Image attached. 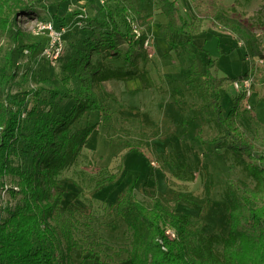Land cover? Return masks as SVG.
Returning a JSON list of instances; mask_svg holds the SVG:
<instances>
[{
  "label": "rangeland",
  "instance_id": "obj_1",
  "mask_svg": "<svg viewBox=\"0 0 264 264\" xmlns=\"http://www.w3.org/2000/svg\"><path fill=\"white\" fill-rule=\"evenodd\" d=\"M102 1L23 0L29 8L28 13L14 14L9 29L0 25V71L7 70L12 75L6 92L15 95L38 90L46 95L50 88L59 89L60 58L71 45H81L91 34L94 19L105 6L112 10L120 29L134 39L135 28L146 32L150 30L149 26L153 27V20L149 22V19L160 15V11L168 12L159 0H147L141 3L142 11L127 14L122 13L113 0L105 4ZM170 1H175L177 14L167 13V24L180 25L181 18L199 24L201 19L220 11L245 25L264 52V0H236L225 10L213 0ZM191 1L198 5L196 10L192 9ZM146 4L153 14L149 13ZM129 16L133 24L128 21ZM164 25L154 26L155 33L153 30L146 32L152 44L144 50L145 59L138 63L149 79L150 88H145L139 79L107 82L104 89L116 100H110L108 109L103 112L86 113L72 127L73 131L94 127V131L77 164L59 177L58 190L64 193L63 209H78L93 218L91 239H97L94 244H89L92 240L87 241L85 249L88 248L83 252L74 249L69 253L75 264H129L124 250L130 244L131 234L119 220L115 206L119 194L131 184L137 188L139 200L149 201L146 191L154 192L184 222L195 223V229L206 235L227 236L229 217L223 195L226 184L230 180L252 183L235 164L232 154L226 155L224 140L209 115L207 102L191 90L189 56L179 47L180 40L185 38L176 31L171 40L178 48L171 45L168 48ZM224 31L231 35L232 50L238 48L244 52L248 45L244 33L230 28ZM154 34L165 48H160ZM120 48L121 59H109L102 52L94 53L92 61L128 69L124 57L130 46L122 44ZM204 60L205 56H202L199 63ZM222 63L225 64L220 68L222 74L214 72L217 81L221 80L219 76L232 79L247 72L254 79L249 102L252 110L248 111L241 103L236 125L258 152L264 153V61L247 57L244 52L243 57L237 60L227 57ZM72 87L77 88V84L73 83ZM172 88L183 90L185 97L175 101L170 94ZM220 94L227 116L239 95L229 80L221 84ZM73 106L72 100L60 101L55 117L60 119ZM20 147L23 150V146ZM178 157L184 167V177L175 176L181 167ZM31 163V155L21 153L22 167L27 168ZM203 166H207L214 177L210 205L200 206L181 200V194L203 196ZM117 172L120 175L114 182L100 188L96 186L102 178ZM186 175H192L194 179L189 180ZM144 182L146 184L141 187ZM3 183L6 186L0 184V213L6 216L4 210L13 208L20 198L12 197L7 190L15 185L12 178L4 179Z\"/></svg>",
  "mask_w": 264,
  "mask_h": 264
},
{
  "label": "trees",
  "instance_id": "obj_2",
  "mask_svg": "<svg viewBox=\"0 0 264 264\" xmlns=\"http://www.w3.org/2000/svg\"><path fill=\"white\" fill-rule=\"evenodd\" d=\"M113 1L127 14L142 11L141 3L147 0ZM159 1L168 14H177L175 1ZM28 11L23 0H0V25L9 29L14 14ZM205 20L244 33L248 44L244 48L245 56L264 61V52L245 25L220 11L201 19L199 24L181 18L180 25L169 23L164 31L173 48H178L171 40L176 31L188 36L179 47L189 56L191 90L207 102L209 115L224 140L226 155L232 154L235 164L252 183L230 180L226 184L223 195L229 217L227 236L206 235L195 229V223L184 222L154 192L146 191L149 201L139 200L131 184L119 194L115 206L119 220L131 234L130 244L124 250L129 264H264V153H259L236 125L244 97L239 95L225 116L220 94L223 82L232 83L251 74L217 81L211 71L215 64L212 60L204 72L199 70L189 45L192 37L201 32ZM94 24L82 44L71 45L60 58L59 89L50 88L46 95L38 90L12 95L6 92L12 75L7 70L0 71V184L6 186L3 180L12 178L15 185L7 190L12 197L20 198L13 208L4 210L6 216L0 213V264H75L69 253L74 249L83 252L88 248L85 249L87 241L92 240L89 244L97 241L91 239L93 218L78 209H63L64 193L58 190L59 177L77 164L94 131V127L77 131L72 127L86 113L103 112L110 100H116L104 89L105 83L139 79L148 89L150 82L138 65L146 57L143 44L148 35L144 33L136 40L124 33L108 6L98 12ZM122 44L130 46L124 57L128 69L92 61L94 53L102 52L109 59H121ZM73 83L77 88L72 87ZM170 94L175 101L185 97L179 88L170 89ZM63 100L74 101V106L59 119L54 112ZM21 153L32 157L27 168L20 164ZM178 161L181 167L175 176L184 177L180 158ZM119 175L120 172L107 175L96 186L112 183ZM186 176L194 179L192 175ZM202 179V197L181 194L180 199L200 206L210 205L215 183L207 166L202 167Z\"/></svg>",
  "mask_w": 264,
  "mask_h": 264
},
{
  "label": "crops",
  "instance_id": "obj_3",
  "mask_svg": "<svg viewBox=\"0 0 264 264\" xmlns=\"http://www.w3.org/2000/svg\"><path fill=\"white\" fill-rule=\"evenodd\" d=\"M155 2H157L156 0H154ZM211 1V0H209ZM218 2L219 6L223 7V10H225L226 8H228L232 2L234 3L236 0H213ZM149 4H146V8L149 11L150 14L151 13V9L150 7H148ZM191 6L192 9L196 10V7H198V5H194L193 1H191ZM196 6V7H195ZM152 7V9L155 11L156 8ZM168 13V12H167ZM167 13L165 12H161L160 11V15H155V17H152L151 19H149V22L153 20L152 22V26H149L150 30L147 29V33L149 31L154 32L155 28L154 26H158L161 27L162 24L164 25V29L168 26V24L166 23V16ZM149 14V15H150ZM187 21H190L189 19H187ZM211 24V22L209 20H205L202 23V27H201V32L199 34H196L192 37L191 43L189 45L190 50L193 52V58L195 59V61L197 62L198 68L200 71L204 72L207 65L209 64V62L212 60L215 62L214 66L211 68V71L213 72H217V73H221L220 72V68H222L225 64H223V60L226 61L227 57H231V59H239L241 58V56L243 57L244 52H242V49H238L235 48V50H232V40H231V35L224 31L225 29H222L220 26H216V25H209V23ZM207 24V25H206ZM216 24H218V22L216 21ZM157 31V30H155ZM155 33V32H154ZM150 36V35H149ZM182 36L185 38V40H188V36L183 35ZM155 34H154V38H155ZM156 42H158L160 45V48H165L162 45V42L159 40L157 41V39L155 38ZM183 39L180 40V43L182 41H185ZM179 43V44H180ZM166 46L169 48L171 47L169 42L166 41ZM205 56V60L203 61V63H199V59ZM204 65V66H203ZM215 77V76H214ZM226 76H219L218 78L223 79ZM216 78V77H215ZM146 184V182H144L141 187ZM144 193V189H141ZM135 192L137 195L138 194V190L137 188L135 189ZM145 194V193H144ZM139 199V198H138Z\"/></svg>",
  "mask_w": 264,
  "mask_h": 264
},
{
  "label": "built area",
  "instance_id": "obj_4",
  "mask_svg": "<svg viewBox=\"0 0 264 264\" xmlns=\"http://www.w3.org/2000/svg\"><path fill=\"white\" fill-rule=\"evenodd\" d=\"M107 1L109 0H104L102 1L103 4H105ZM133 19L130 18V16L128 17V21L133 24ZM146 32H139V30L137 28L134 29V34L135 35V39L139 40L143 37V34ZM147 34V33H146ZM148 35V34H147ZM151 38L148 35V38L144 41L143 44V48L149 49L151 47ZM253 86H254V79L252 76H249L245 79L242 80H237L232 82V87L233 89L238 93V95H242L244 97L242 103L245 107V109H247L248 111L252 110V105L249 103L250 99L253 96ZM168 234L172 237L175 238V234L172 232H168Z\"/></svg>",
  "mask_w": 264,
  "mask_h": 264
}]
</instances>
